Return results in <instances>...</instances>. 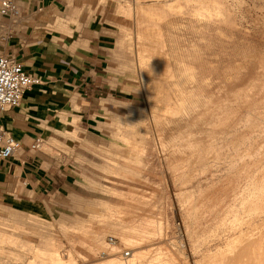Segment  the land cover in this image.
<instances>
[{
  "label": "rangeland",
  "instance_id": "374dc122",
  "mask_svg": "<svg viewBox=\"0 0 264 264\" xmlns=\"http://www.w3.org/2000/svg\"><path fill=\"white\" fill-rule=\"evenodd\" d=\"M4 1L0 0V11ZM10 1L19 13L0 14V56H12L8 50L19 42L21 47L34 46L48 54L53 53V56L56 54L64 63L71 62L76 75L72 82H62L60 86L55 82L56 79H49L47 83L40 79L35 91L45 85L48 94H43L46 96L43 102L33 108L34 116L39 119H35L32 125L35 128L39 126L45 138L36 137L42 140V146L39 151L31 153L32 159L26 164V168L32 172H23L26 182L24 179L16 181L12 176L7 179L0 176V264H41L47 260L49 262L51 257L55 259L57 255L68 252L79 264H89L90 260L97 259L98 254L109 251L115 254L129 253L125 245L137 244L143 250L148 247L142 255L148 254L152 260L157 257L155 253L160 247L167 254L168 264H199L204 256L214 253L218 246L224 249L225 241L230 236L228 229L232 222L235 224L233 216L226 215V219L219 221L218 226L208 228L203 221L198 220L196 225L199 230L196 231L195 212L192 210L191 214L186 210L189 207L187 200L189 197L197 199L208 188L214 189L220 180L233 179L237 172L241 175L235 176L241 177L243 166L239 167L240 163L251 164L253 159L264 158L260 153L264 154V129L261 127L264 122L251 121V126L252 122L259 124L256 134L253 133L250 140L235 141L230 135L250 128V121H245L249 111L245 109V112L238 98V102L232 103L233 107L230 108L231 111L236 110L235 116L230 112L228 115L232 114L233 118L230 116L228 120L230 104L226 105L228 109L225 110L224 119L229 117L224 120L229 123L226 125L232 127L240 121L244 122L241 127L237 126V131L234 130L236 134H219L214 153L211 150L208 154L210 162H204L208 167L202 163L203 158H200L202 164L198 162L200 155L193 157L195 154L192 155L188 139L206 137L204 128L209 126L206 125L209 120L201 123L202 120L194 116L209 100L220 94L223 96L225 91L221 92L223 90L218 87L233 82L236 85L245 77L248 79L244 80L248 83L247 87L250 83L253 85L249 91L257 90L255 81L258 77L254 68L257 69L260 58L264 56V0H47L39 5L41 8L47 5L52 16L43 19L35 18V14L23 15L28 0ZM216 5H221L220 10ZM137 6H148L152 10L149 14H143L137 11ZM215 10H218L217 14ZM211 16L213 18H208ZM144 27L150 35L146 37L148 39L144 37L138 41L137 31ZM159 34L162 35V42L156 41ZM93 37L98 39L95 41L97 44L103 43L97 49L98 54L93 55L97 64L93 62L92 66L99 78L87 81L90 76L83 68L89 67L84 66V60L88 57V40H93ZM144 47L153 55L150 63L148 58L141 57ZM166 61L168 65L162 64ZM158 63L167 65L172 71L165 66L157 68ZM154 69L158 75L154 74ZM80 71L85 76H79ZM166 71L173 72L175 78L164 82L165 87L170 86L160 96L168 93V96H175L173 99H180L183 113L180 115H183L180 124L174 123L173 117L168 120L170 115L164 112L165 106L162 99L159 100L157 85L149 79L161 77L159 75L162 74L166 77ZM91 85L93 98H90ZM217 88L220 91H215ZM262 92L260 97L264 96V90ZM86 97L91 100L90 104H86ZM259 104L264 105V100ZM250 105L252 108L255 106ZM255 109L257 112L258 108L252 110ZM188 115L191 118L186 120ZM28 124L31 126L30 122L21 123L22 128L19 129L22 132L16 134L13 131L10 135L21 142L30 132ZM175 124L182 128L187 125L193 136L184 139L178 134L172 138L171 129L176 127ZM153 125L163 130L165 147L157 140ZM192 126L195 127L191 129ZM130 129L136 132L134 144L125 142L122 135ZM255 138L258 140L255 141ZM250 145L254 146L256 152L252 150V155L243 158L242 161L245 159L246 162H240L239 157L252 148ZM127 151L131 153V158ZM185 151L190 155H186ZM122 152H126L127 159L118 156ZM175 152L181 154L176 155ZM256 154L261 156L256 157ZM166 155H169L168 158ZM16 156L24 162L28 160L22 151ZM216 156L219 160L211 161ZM181 159L185 160L184 164ZM169 161L178 163L169 165ZM123 164L128 166L124 171L116 167ZM175 165H178L177 168L182 167L176 169ZM173 168L175 171L172 173ZM36 169L40 172H35ZM234 170L238 171L235 173ZM128 204L135 209L134 215L137 216L124 219L125 222L120 220L119 212L126 208L132 210L127 207ZM254 212L249 216L251 227L258 228L254 232L257 236L261 230L259 224L262 217L258 215L259 210V213ZM241 217L240 221L247 220V217ZM113 238L118 243L114 244ZM137 238H143V242ZM148 256L144 257L150 260Z\"/></svg>",
  "mask_w": 264,
  "mask_h": 264
},
{
  "label": "bare ground",
  "instance_id": "6f19581e",
  "mask_svg": "<svg viewBox=\"0 0 264 264\" xmlns=\"http://www.w3.org/2000/svg\"><path fill=\"white\" fill-rule=\"evenodd\" d=\"M189 1V0H188ZM193 1V0H192ZM197 1V0H196ZM195 1V2H196ZM205 1H207V0H205ZM218 1V0H217ZM213 2V1H212ZM197 3V2H196ZM201 3H205L206 4V2H201ZM210 3V2H209ZM214 3V2H213ZM216 3V2H215ZM198 4V3H197ZM2 5H3V3H2ZM2 5H1V11H0V14L1 15H9L10 13H14V14H18L19 12L18 11H16V6L12 3V5H13V9L11 10V11H9L8 13H6V12H4L3 10H2ZM141 5V4H140ZM170 5V4H169ZM177 6H178V4H176ZM211 5V4H210ZM210 5H208V7L210 6ZM215 6V5H214ZM195 7V6H194ZM218 7V10H220L219 8L221 7V5L219 6V5H216V8ZM198 8H199V6H198ZM206 8H207V6H206ZM205 8V9H206ZM215 8V9H216ZM137 11H140V12H142L143 14H146V13H148L149 14V12H151V8H148V6L147 7H140V8H138V6H137ZM155 9V8H154ZM202 10V9H201ZM207 10H209V9H207ZM206 10V11H207ZM213 10V9H212ZM218 10H215L216 11V14H217V11ZM206 11H204V14H205V12ZM210 11V10H209ZM214 11V12H215ZM140 12L138 13L139 15H140ZM202 12H203V10H202ZM161 13V12H160ZM201 13V12H200ZM147 14V15H148ZM201 14H203V13H201ZM204 14H203V16H204ZM207 15H209V14H211V13H206ZM146 15V16H147ZM207 15H205V16H207ZM212 15H213V13H212ZM137 16V15H136ZM145 16V17H146ZM199 16V15H198ZM201 16V15H200ZM218 16V15H217ZM220 16V15H219ZM150 17V16H149ZM155 17H157V16H155ZM152 18V17H151ZM200 18V17H199ZM208 18H213L212 16L211 17H208ZM224 18V17H223ZM137 19V18H136ZM141 19H143V17L141 18ZM150 19V18H149ZM161 19V18H160ZM155 20V19H154ZM232 21V20H231ZM145 22V21H144ZM151 22H152V20H151ZM143 23V22H142ZM148 24V23H147ZM157 24V23H156ZM234 24V23H233ZM139 25V24H138ZM150 25H152V24H150ZM155 26V25H154ZM233 26V25H232ZM160 27V26H159ZM155 28V27H154ZM151 29V28H150ZM155 29H158V28H155ZM153 33V32H152ZM151 33V35H153ZM137 34H138V36H137V39H138V41L139 40H142L144 37L146 38L148 35H150V33H148V30H147V28L146 27H144V28H142V29H138V31H137ZM162 35L161 34H159L158 35V37L156 38V35H155V37L154 38H156L157 40L156 41H158V42H162V37H161ZM152 38H153V36H152ZM146 39H148V38H146ZM149 39H150V36H149ZM161 39V40H160ZM152 40V39H151ZM149 41V40H148ZM153 41V40H152ZM154 41H155V39H154ZM152 44H153V42H152ZM159 44H162V43H159ZM163 45H164V43H163ZM156 46V45H155ZM161 46V45H160ZM159 47V46H158ZM150 48V47H149ZM163 48V46L161 47V49ZM148 49V48H147ZM158 49V48H157ZM142 50V53H140L141 54V57L142 58H148L149 59V63L152 61V57H153V55H151L152 53H150V51L148 52L147 50H146V48L144 47V49L142 48L141 49ZM140 50V51H141ZM149 50V49H148ZM166 50V49H165ZM223 50V49H222ZM161 51V50H160ZM163 51H164V48H163ZM156 52H157V50H156ZM162 52V51H161ZM153 54H154V52H153ZM158 54V53H157ZM160 54V53H159ZM156 55V54H155ZM161 55V54H160ZM164 56V55H163ZM162 56V57H163ZM158 58H160V57H158ZM167 58V57H166ZM165 58V59H166ZM147 59V60H148ZM164 59V60H165ZM144 60V59H143ZM154 60V59H153ZM167 60V59H166ZM146 61V60H145ZM144 62V61H143ZM158 62V61H157ZM156 62V63H157ZM233 62V61H232ZM162 64H167V61L166 62H163ZM153 65H155V64H153ZM160 65V66H159ZM168 65V64H167ZM165 66V67H168V66ZM156 66V65H155ZM161 64L160 63H158V67L157 68H161ZM164 66H162V67H164ZM254 67H256V66H254ZM253 67V68H254ZM169 68V67H168ZM167 68V70H170L171 68H169L168 69ZM162 69V68H161ZM164 69V68H163ZM164 70H166V68L164 69ZM254 70H256V74H257V81H259V82H257V81H255L256 83V88H257V90L256 91H253L252 92V89H250L251 91H249V88H250V86H253L252 85V83H250L248 86H249V88L247 87V84L248 83H246L244 80H248V79H246L245 77H244V79L243 80H241L240 79V82L239 83H237L238 82V80H237V82H236V80H235V82L237 83L236 85L234 84L233 85V83H230V85H232L233 87H231L230 85H228L227 83H226V85L227 86H224V87H218L220 90H223V91H221V92H224L225 91V93L224 94H222L223 96H221V94L220 95H217V97H214V98H210L211 100H209V102L206 104L205 103V105H204V107H203V109L202 110H199L198 112H196V114H197V116L195 117L194 116V118H196L197 120H202L201 121V123H203V121L204 120H209L210 121V123H209V121L207 122V120H206V122H207V126L208 127H206V128H204L205 130H204V133L206 134L205 136L206 137H200V138H198L197 137V139H193V138H191V139H188L191 135V131H189V129H188V126L186 125V127H181L180 125H176V127H174L173 129H171L172 131H171V135H172V138L173 137H175V136H177L178 134L179 135H181L184 139L185 138H187L188 140H190V142L191 143H189L190 144V146L192 147L191 148V150H192V155L193 154H195V156H193L194 158L197 156V155H200V157L199 156H197V157H199L197 160H199L198 162L200 163V164H204V162L206 163V162H210V158L208 157V154H209V152L211 151L212 153H214L213 152V150L215 149V147H216V144H215V141L217 140V137L219 136V134L220 135H222V134H224V133H229L228 135H230V134H232L233 132H234V130L235 131H237V129L239 128V127H237L238 125H240V127H241V125H242V123L244 122H242L241 123V121H240V123L239 124H237V126H236V124H233L232 125V127L231 126H229V125H226V124H229L228 123V121H227V123H225L224 122V120L226 121V119H228L233 113H234V116H235V112H236V110L234 109V111L232 110L231 111V106H232V103H234L235 101L236 102H238V98H240V103H241V107L242 108H244V110L246 109V110H248L249 112H247L248 113V116H247V118H245V121L246 122H249L248 124H249V126H250V128H246V129H244L243 127H246V126H243L242 128L244 129V130H242V131H240V132H238L237 133V135H230V136H232V138H233V140H238V139H243V140H250L251 139V137H252V135H253V133H255L256 131H257V129H256V127H257V125L259 126V124L257 123V124H254L255 123V121L256 122H258L259 120L260 121H262V122H264V105H260L259 103H261V102H263V100H264V96L263 97H260L259 96V94H261V93H263L262 91L264 90V56H262L261 58H260V61H259V65L257 66V69H255L254 68ZM160 71V70H159ZM162 71L163 70H161V73H162ZM171 71H172V69H171ZM159 73V72H158ZM166 73V75H167V73H168V71H166L165 72ZM227 73V72H226ZM154 74H156V75H158L157 74V70L155 71V69H154ZM163 74H164V71H163ZM162 74V75H163ZM192 74V73H191ZM211 74V73H210ZM162 75H159V76H161V77H156V78H149L150 80H153L155 83H156V85H157V88H158V95H159V100H161L162 99V102H163V104H164V112L165 113H167L168 114V116L170 115V117L168 118V117H166V118H168V120L170 119V118H172V120L174 119V123H179L180 122V117H182V116H180L181 114H183L182 113V105H181V103H180V99L178 100H176V99H173V97H175L174 95H173V97H171V96H168V93L167 94H162V97L160 96V93H162L164 90H165V88L167 87H165V85H164V82L165 81H171L172 79L174 80V78H175V76L173 75V72H170L169 71V73H168V76H162ZM232 75V74H231ZM238 75H240V74H238ZM220 76V75H219ZM255 77V76H254ZM235 78V77H234ZM232 79V78H231ZM237 79H238V77H237ZM205 81V80H204ZM225 81V80H224ZM228 82V81H227ZM248 82V81H247ZM166 83H168V82H166ZM169 83H171V82H169ZM168 83V84H169ZM176 83V82H175ZM192 83V82H191ZM225 83V82H224ZM179 84V83H178ZM253 84H254V82H253ZM180 85V84H179ZM219 85V84H218ZM220 85H222V83L220 84ZM170 86V85H169ZM168 86V87H169ZM172 86V85H171ZM254 86V87H255ZM168 87H167V89H168ZM176 87V86H175ZM181 87V86H180ZM172 88H174L173 86H172ZM177 88V87H176ZM210 88V87H209ZM216 89L215 91H220L219 89ZM225 88V89H224ZM252 88V87H251ZM179 89V88H178ZM178 89H177V91H178ZM215 89V88H214ZM179 91H180V89H179ZM215 91H213L212 93H214L215 94ZM227 91V92H226ZM169 92V91H168ZM174 92V91H173ZM175 93H177V92H175ZM174 93V94H175ZM207 93V92H206ZM218 93V92H217ZM170 94H173V93H170ZM219 94V93H218ZM177 95V94H176ZM179 95V94H178ZM207 95V94H206ZM208 96V95H207ZM215 96H216V94H215ZM180 97V96H179ZM188 97V96H187ZM197 97V96H196ZM209 98V97H208ZM191 99V98H190ZM206 99V98H205ZM156 100V99H155ZM174 100H176V101H174ZM172 101L173 102H175V103H172ZM192 102V101H191ZM172 103V104H171ZM155 104V103H154ZM230 104V107H229V109H230V111H225V110H227L228 108H226L227 106L226 105H229ZM239 104V103H238ZM250 104H255V106H254V108H258V111L256 112V110L257 109H255V110H252V109H254V108H252L251 107V105ZM159 105V104H158ZM234 105V104H233ZM226 106V107H225ZM253 106V105H252ZM233 107V106H232ZM238 107L239 106H237L236 108L238 109ZM224 108H226V109H224ZM240 108V107H239ZM242 108H241V110H242ZM233 109V108H232ZM238 110H240V109H238ZM238 110H237V112H238ZM246 110H245V112H246ZM252 110V111H251ZM156 111H157V109H156ZM226 112H227V116H229L228 114L231 112L232 114H230V116L229 117H226V119H224L225 117H224V115H226ZM239 112H241V111H239ZM186 114V113H185ZM237 115L239 114V113H236ZM163 115V114H162ZM236 115V116H237ZM240 115V114H239ZM247 115V114H246ZM245 115V116H246ZM159 116V115H158ZM166 116V115H165ZM164 116V117H165ZM186 116V115H185ZM162 117V116H161ZM232 117V116H231ZM231 117L228 119V120H230L231 119ZM191 117H189V115L185 118L186 120H188V119H190ZM233 118V117H232ZM239 118H241V117H239ZM235 119V118H234ZM238 120H240V119H238ZM152 121H154V123H155V118L153 117V120ZM164 121V120H163ZM162 121V122H163ZM170 121V120H169ZM169 121H167V122H169ZM193 121H196V120H193ZM233 121V120H232ZM251 121H253L252 122V124L254 125H250L251 124ZM156 122H158L157 120H156ZM166 122V123H167ZM192 122V121H191ZM191 122H188L189 124L191 123ZM197 122V121H196ZM196 122H195V126L198 124V125H200L201 123L200 122H197V124H196ZM205 122V123H206ZM159 123V122H158ZM161 123V122H160ZM164 123H165V121H164ZM163 123V124H164ZM200 123V124H199ZM209 123V124H208ZM169 124V123H168ZM171 124V123H170ZM180 124V123H179ZM188 124V125H189ZM264 124V123H263ZM158 125V124H157ZM161 125V124H160ZM244 125V124H243ZM159 126V125H158ZM185 126V125H184ZM190 126V125H189ZM195 126H192L191 127V129L192 128H194ZM248 126V125H247ZM152 127H155V125H153ZM160 127V126H159ZM169 127V126H168ZM171 127V126H170ZM199 127V126H198ZM197 127V128H198ZM261 127H263V129H264V125L263 126H261ZM162 128V127H161ZM164 128H166L165 126H164ZM190 128V127H189ZM201 129L203 128V126L202 127H200ZM199 128V130H201ZM155 131V134H156V138H157V140L159 141V143H160V145L163 147L165 144H164V140H163V136H164V133H163V130L162 131H160L159 129H158V127H155V128H153ZM241 129V128H240ZM259 129H262V128H259ZM258 129V130H259ZM124 130V129H123ZM166 130H167V128H166ZM169 130V129H168ZM167 130V131H168ZM196 131V130H195ZM152 132H153V130H152ZM152 132H151V134H152ZM166 132V131H165ZM194 132V131H193ZM200 132H202V130L200 131ZM199 132V133H200ZM147 133H150V132H148L147 131ZM197 133H198V131H197ZM199 133H198V135H199ZM203 133V132H202ZM235 133V132H234ZM258 133V132H257ZM264 133V132H263ZM144 134V133H143ZM145 134H146V132H145ZM236 134V133H235ZM256 134V133H255ZM123 135V138H124V141L125 142H127V143H131V144H134V142H135V135H136V132L135 131H133V130H127V131H124V133L122 134ZM138 135V134H137ZM170 135V136H171ZM197 135V136H198ZM260 135H261V132H260ZM263 135V134H262ZM155 136V135H154ZM193 136V135H192ZM191 136V137H192ZM196 136V135H195ZM200 136V135H199ZM203 136V135H202ZM142 137V136H141ZM223 137V136H222ZM229 137V136H228ZM227 137V138H228ZM145 138V137H144ZM165 138V137H164ZM236 138V139H235ZM258 138V137H257ZM257 138H255V141H256V139ZM136 139H139V138H136ZM166 139V138H165ZM180 139V138H179ZM260 139V138H259ZM141 140H143V139H141ZM149 140V139H148ZM258 140V139H257ZM261 140V139H260ZM263 141H264V138L262 139ZM164 141V142H163ZM254 141V140H253ZM254 141V142H255ZM147 142V141H146ZM151 142V141H150ZM189 142V141H188ZM220 142H221V140H220ZM260 142V141H259ZM259 142H257L258 144H259ZM137 143V142H136ZM135 143V144H136ZM139 143V142H138ZM153 143V142H152ZM179 143V142H178ZM187 143V142H186ZM232 143V142H231ZM255 144V143H253V144H255L256 146L258 145V144ZM145 144V143H144ZM157 144H158V142H157ZM188 144V143H187ZM188 144V145H189ZM252 144V145H253ZM263 144V143H262ZM137 145V144H136ZM153 145V144H152ZM159 145V144H158ZM252 145H250V148H251V146ZM42 146V145H41ZM128 146V145H127ZM155 146V145H154ZM186 146V145H185ZM260 146V145H259ZM130 147V146H129ZM165 147V146H164ZM181 147H183V145L181 146ZM253 147L254 146H252V148L251 149H249V150H247L246 152H244L243 154H242V156L241 157H239V161L241 162L242 160H243V158L245 157V156H250V155H252L253 154V152L255 151L254 149H253ZM180 148V147H179ZM186 148V147H185ZM217 148H218V146H217ZM40 149H41V147H40ZM130 149V148H129ZM163 149V148H162ZM161 149V150H162ZM176 149H178V148H176ZM256 149V148H255ZM258 149V148H257ZM261 149V148H260ZM165 150V149H164ZM164 150H163V153H164ZM172 150V149H171ZM184 150V149H183ZM188 150H189V148H188ZM252 150H254V151H252ZM262 150H264V148L262 149ZM216 151V150H215ZM132 152H134L135 153V151L133 150ZM154 152V151H153ZM167 152V151H166ZM170 152V151H169ZM183 152V151H182ZM256 152V151H255ZM264 152V151H263ZM127 153L129 154V151H127ZM134 153H132V155L134 154ZM152 153V152H151ZM174 153V152H173ZM184 153V152H183ZM185 153H186V151H185ZM224 153V152H223ZM261 153V155H263L264 156V154H262V152H260ZM131 154V153H130ZM130 154H129V156H130ZM175 154H176V152H175ZM178 154H181V153H177L176 155H178ZM201 154H203L202 156H201ZM255 154V153H254ZM147 155V154H146ZM185 155V154H184ZM183 155V156H184ZM186 155H190V154H187L186 153ZM185 155V156H186ZM191 155V156H192ZM216 155V154H215ZM258 155H260V154H256V157L258 156ZM260 155V156H261ZM119 157L120 156H122V158H124V159H127L126 157L128 156L127 154H126V152H125V154L122 152V153H120L119 155H118ZM142 156V155H141ZM150 156V155H149ZM167 156V155H166ZM169 156V155H168ZM168 156H167V158H168ZM180 156V155H179ZM185 156H184V159H185ZM209 156H211V155H209ZM254 156V155H253ZM259 156V157H260ZM181 157H182V155H181ZM193 157H192V159H193ZM234 157H236L235 155H234ZM130 158H131V156H130ZM153 158V157H152ZM173 158V157H172ZM180 158V157H179ZM200 158H203V162L201 163V159ZM247 158V157H246ZM128 159H129V157H128ZM163 159V158H162ZM171 159V158H170ZM186 159H187V157H186ZM212 159V158H211ZM261 159V158H260ZM260 159H257V160H260ZM264 158L262 157V161L261 162H258L257 160H255V159H251L250 161H251V164H244V163H242V165H241V163H240V166L239 167H241V166H243V167H241V170L243 169V172H242V176L240 177V176H235V175H237V174H239V175H241L240 173H238L237 171L238 170H234L235 171V173L237 172V174H233L234 175V177H233V179H230V178H232V177H230L229 179L227 178V179H224V180H220V182L218 183V185H214V189H211V188H208L206 191H205V193H203L202 192V194H199L200 196H198V198L197 199H195V200H193V199H191V198H193V197H189L188 198V200H187V202H188V204L187 205H189V207H187V209L186 210H188V212L189 213H191L192 214V212L194 211L195 213H194V218H195V230L197 231V230H199L198 229V226L196 225L197 224V222H198V220H201V221H203V223H204V225H205V227L206 228H208V227H213V226H216L218 223H219V221H222V219H226V215H231V216H233V219H234V223L235 224H233V222H232V220H231V222H232V224H231V226H230V228L228 229V232H229V237H228V239L225 241L226 243H225V245H226V247L223 249V246H218L217 247V249H215L216 251L214 252V253H212V254H209V255H206V256H204L203 257V259H202V262L201 263H199V264H264V160H263ZM130 160V159H129ZM129 160H126V161H128L129 162ZM135 160V159H134ZM156 160V159H155ZM179 160V159H178ZM182 160V159H181ZM181 160H180V162H181ZM219 160V157L218 156H216L215 158H213V160H211V161H213V162H217ZM237 160V159H236ZM248 160H249V158H248ZM255 160V161H254ZM124 161V160H123ZM137 161V160H136ZM151 161V160H150ZM185 160H182V164H184L185 162H184ZM250 161H247V162H249L250 163ZM256 161H257V163H256ZM170 162V161H169ZM167 163V164H172L173 162H176V161H171L170 163ZM179 162V163H180ZM187 162V161H186ZM195 162H197L196 160H195ZM197 162V163H198ZM236 162H238V161H236ZM242 162H246L245 161V159H244V161H242ZM176 163H178V161L176 162ZM175 163V164H176ZM189 163V162H188ZM194 163V162H193ZM196 163V164H197ZM198 163V164H199ZM115 164V163H114ZM148 164V163H147ZM164 164V163H163ZM181 164V165H182ZM190 164H191V161H190ZM234 164V163H233ZM244 164V165H243ZM180 165V166H181ZM194 165V164H193ZM205 165V164H204ZM239 165V164H238ZM246 165H248V166H246ZM112 166V165H111ZM150 166V165H149ZM176 166V165H175ZM178 166V165H177ZM177 166H176V169H180L179 167L177 168ZM205 166H207V165H205ZM204 166V167H205ZM213 166V165H212ZM212 166H210V167H212ZM245 166V167H244ZM117 168H119L120 170H123V169H127L128 168V166L127 165H117L116 166ZM169 166H167V168H168ZM172 167V166H171ZM171 167H169V168H171ZM174 167V166H173ZM208 167V166H207ZM175 168V167H174ZM174 168L172 169V173H173V170H174ZM235 169H238V168H236V166H235ZM254 169V170H253ZM241 170L239 169V172H241ZM257 170V171H256ZM124 171V170H123ZM175 171V170H174ZM180 171V170H179ZM211 171V170H210ZM192 172V171H191ZM209 172V171H208ZM232 172H233V170H232ZM205 173V172H204ZM234 173V172H233ZM229 174V173H228ZM232 175V176H233ZM189 176V175H188ZM244 176V177H243ZM187 178H189V177H187ZM186 179V178H185ZM184 187H185V185H184ZM201 191V190H200ZM112 194H115V193H112ZM177 198V197H176ZM184 200H185V197H184V199H183V202L182 203H184ZM167 202V201H166ZM127 203V202H126ZM186 205V204H185ZM127 207H129V208H132V210H128L127 208L126 209H124V211H120L119 212V216H120V220H127V219H129L130 217H136L137 215H134V211H133V207L132 206H130L129 204L127 205ZM139 208V207H138ZM122 208H120L119 210H121ZM135 210V209H134ZM136 210H138V209H136ZM193 210V211H192ZM258 210L260 211V213L258 212ZM145 211V210H144ZM240 211H242V213L240 212ZM254 211H256V212H258L259 214V216L260 217H262V221H261V223L259 224L260 225V232H258L257 233V236L255 235V231L258 229L257 227H255V229L254 228H252L251 227V222H250V216L249 215H251V213H253ZM138 213V212H137ZM140 213V212H139ZM255 213V212H254ZM257 214V213H256ZM143 215V214H142ZM254 215V214H253ZM193 216V215H192ZM240 216H242L243 217V219H244V217L246 218L247 217V220H245L244 222H242V221H240ZM242 217H241V219H242ZM112 219H114V218H112ZM224 219V220H225ZM118 220V219H117ZM124 220V221H125ZM133 220V219H132ZM223 220V221H224ZM134 221V220H133ZM194 221V220H193ZM228 221V220H227ZM226 221V222H227ZM126 222V221H125ZM137 222V221H136ZM119 223V222H118ZM122 223H123V221H122ZM121 223V224H122ZM150 223V222H149ZM223 224H224V222H222ZM230 223V222H229ZM112 224V223H111ZM116 224H117V222H116ZM98 225V224H97ZM136 225V224H135ZM161 225V224H160ZM225 225V224H224ZM227 225H228V223H227ZM230 225V224H229ZM114 226H115V224H114ZM123 226H125V225H123ZM137 226V225H136ZM202 226V225H201ZM218 226V225H217ZM110 227V226H109ZM147 227V226H146ZM112 228V227H111ZM114 228V227H113ZM117 228V227H116ZM120 229H121V227H119ZM123 228V227H122ZM129 228H131V226L129 227ZM115 229V228H114ZM113 229V230H114ZM133 229V228H132ZM160 230H162L161 229V227L159 228ZM219 229V228H218ZM117 230V229H116ZM115 230V231H116ZM127 230H128V228H127ZM117 231H119V229L117 230ZM123 231V230H122ZM207 231V230H206ZM129 232V231H128ZM156 232V231H155ZM131 233V232H130ZM134 233V232H133ZM161 233V232H160ZM159 233V234H160ZM127 234H129V233H127ZM188 234V233H187ZM220 234V233H219ZM114 235V234H113ZM133 234H131L130 236H132ZM138 235V234H137ZM151 235V234H150ZM150 235H148L149 237H150ZM154 235V234H153ZM158 235V234H157ZM161 235V234H160ZM163 235V234H162ZM224 235H225V233H224ZM112 236V235H111ZM122 236V235H121ZM127 236V235H126ZM129 236V237H130ZM136 236V235H135ZM135 236H133V237H135ZM156 236V235H155ZM191 236V235H190ZM221 236H223V235H221ZM256 236V237H255ZM117 237H119L118 236V234H117ZM116 237V238H117ZM132 237V238H133ZM219 237V236H218ZM103 238V237H102ZM105 238V237H104ZM111 238V237H110ZM122 238V237H121ZM136 238V237H135ZM134 238V239H135ZM139 238V237H138ZM137 238V239H138ZM109 239V238H108ZM133 239V240H134ZM143 238H141V239H138L141 243L143 242V240H142ZM1 240H2V238H1ZM113 240V243L114 244H116V243H118V240L117 239H115V238H113L112 239ZM129 240V239H128ZM127 240V241H128ZM130 240H131V238H130ZM150 241H151V239H150ZM131 242V241H130ZM97 243V242H96ZM136 243V242H135ZM140 243V244H141ZM185 243V242H184ZM121 244V243H120ZM128 244V243H127ZM162 244V243H161ZM179 245V244H178ZM102 246V245H101ZM120 246V245H119ZM135 246H137V247H135ZM141 246V245H140ZM125 247L127 248L128 247V249H126V250H128L129 251V253H119V254H115V253H112V251L110 252H104V253H102V255L101 254H98V257H97V255H96V257H97V259H95L94 261H93V259L92 260H90V263H94V264H168L169 262H168V260L169 259H167L166 258V256L165 255H167V254H165V253H163L162 251H161V248L159 247V249H158V251H156L157 253H155L156 255H157V257L155 258V259H150L149 258V256H148V254H144V255H142V252L143 251H145V249H147V248H145L144 250L142 249V248H138V244L137 245H125ZM113 248H115V247H113ZM120 248V247H119ZM123 248V247H122ZM124 249V248H123ZM163 249V248H162ZM192 249V248H191ZM72 250V249H71ZM70 250V251H71ZM99 250V249H98ZM115 250V249H114ZM114 250H113V252H114ZM116 250H119V249H116ZM122 250V249H121ZM228 250V251H227ZM97 251V250H96ZM120 251V250H119ZM168 251V250H167ZM65 252V251H64ZM63 252V253H64ZM67 252H68V250H67ZM199 252V251H198ZM71 253V252H70ZM69 252L68 253H64L63 255H61L60 256V254H59V256L57 255V257L55 258V259H53V257H51L50 259H51V261H50V259H49V262H48V260H47V262H43V260H42V262L43 263H41V261H39L41 264H79L78 263V260L76 261V260H74L69 254H70ZM99 253V252H98ZM116 253H117V251H116ZM45 254V253H44ZM150 255V254H149ZM174 255V254H173ZM144 256H148L147 258L148 259H150V260H147ZM91 257V256H90ZM93 257H94V255H93ZM95 257V258H96ZM184 259V258H183ZM40 260V259H39ZM84 260V259H83ZM82 260V261H83ZM200 261V260H199ZM89 263V264H90ZM170 263H172V262H170ZM187 263V262H186ZM6 264V263H5ZM38 264V263H37ZM82 264H88V263H82ZM181 264V263H180Z\"/></svg>",
  "mask_w": 264,
  "mask_h": 264
},
{
  "label": "crops",
  "instance_id": "0c3cea01",
  "mask_svg": "<svg viewBox=\"0 0 264 264\" xmlns=\"http://www.w3.org/2000/svg\"><path fill=\"white\" fill-rule=\"evenodd\" d=\"M47 0H28V5L24 7L23 15L28 16L31 14H35V18L43 19L47 17H51V10L48 9L45 5L41 8L39 3L45 2ZM77 1V0H76ZM79 1V0H78ZM87 1V0H86ZM94 1V0H93ZM98 40L93 37V40H88V57L84 60V66H88L89 68H83V71L87 70L88 75L90 78H87L86 80H92L96 81L99 78L98 73H96L95 67L92 66L96 61H94L95 58H93L94 54H98L97 49L101 48V44H97L95 41ZM19 42L14 43L13 47H10L8 52L10 54H13L12 56L16 58L18 61H20L26 72L29 74L35 75L40 79H44L43 83L50 82L49 79H56L55 82L58 83V86L61 85L62 82H72L75 79V73L73 71V64L71 62L64 63L62 62V59L60 57H57L56 54L53 53L48 54L44 52L41 49H37V47L26 45L25 47L19 46ZM81 64V62L79 63ZM97 64V63H96ZM75 66V65H74ZM84 76L85 74L82 73ZM81 71L79 73V76L82 75ZM82 77V76H81ZM80 78V77H79ZM42 81V80H41ZM39 83L32 87L29 91H27L23 97V100L21 102V105L18 108L11 109L7 112H5L2 117L0 118V126L7 131L9 134H11L13 131H15L16 134L22 132L21 129H19L21 126V123H31V126L28 124V130L30 131L29 134L25 135V137L22 138V141L20 142L22 145V152L23 154H26L28 157V160L25 162L22 158L19 156H15L10 159H1L0 158V176H2L4 179L9 178L12 176L15 178V180H21L24 179L25 182L27 179L23 177V172H32L31 170H28L26 168V164L32 159L31 151H29L30 145L34 143L37 136L44 137V134H42V130L38 126V128H35L33 126V121L35 119H39L36 116H34V109L35 107L39 106L40 103L43 102L44 97L43 94H48L47 88H40L38 91H35L37 89ZM48 86V85H46ZM91 89L90 98H93V85ZM89 102V103H88ZM91 100L86 97V104H90ZM36 129V130H35ZM26 130V129H25ZM38 130V131H37ZM30 140L31 142L27 143V140ZM24 140V143H23ZM26 140V141H25ZM20 151V152H21ZM19 152V153H20ZM18 153V155H19ZM30 153V154H29ZM22 154V153H21ZM35 172L39 173V170H35ZM28 173H25L27 175Z\"/></svg>",
  "mask_w": 264,
  "mask_h": 264
},
{
  "label": "built area",
  "instance_id": "2783aa9c",
  "mask_svg": "<svg viewBox=\"0 0 264 264\" xmlns=\"http://www.w3.org/2000/svg\"><path fill=\"white\" fill-rule=\"evenodd\" d=\"M13 9L12 1L3 2L2 10L6 13ZM39 83V78L29 74L23 64L9 55L0 56V115L21 105L27 91ZM42 145L41 139H36L29 151L36 152ZM22 150V145L7 131L0 128V158L10 159Z\"/></svg>",
  "mask_w": 264,
  "mask_h": 264
}]
</instances>
